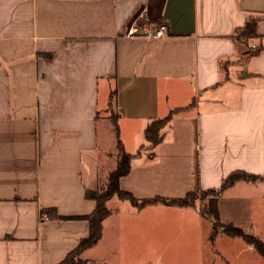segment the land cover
Listing matches in <instances>:
<instances>
[{
  "label": "crops",
  "instance_id": "crops-1",
  "mask_svg": "<svg viewBox=\"0 0 264 264\" xmlns=\"http://www.w3.org/2000/svg\"><path fill=\"white\" fill-rule=\"evenodd\" d=\"M250 1L0 0V264H56L88 234L87 220L45 219L40 210L93 211L83 169L96 179L99 110L109 91L117 124L134 125V140H143L149 119L193 103L119 179L136 198L218 188L237 170L264 174V0L256 9L245 7ZM251 17L255 52L241 53L247 43L233 35ZM160 24L166 36L145 34ZM118 135L126 151L120 126ZM111 199L83 264H119L106 255L115 248L122 264H166L163 253L180 258L170 264H264L224 227L211 240L213 222L196 203L139 208L119 199L111 207ZM217 203L221 222L264 243V179L235 181Z\"/></svg>",
  "mask_w": 264,
  "mask_h": 264
},
{
  "label": "trees",
  "instance_id": "trees-1",
  "mask_svg": "<svg viewBox=\"0 0 264 264\" xmlns=\"http://www.w3.org/2000/svg\"><path fill=\"white\" fill-rule=\"evenodd\" d=\"M258 18L251 17L245 24L239 28H236L235 34L233 37L237 40L245 42V40L252 36L255 33V26ZM110 96H113L114 91L110 92ZM193 106V103L185 107H177L171 109L164 117L151 118L145 125L143 129V143L138 147L134 153H128L124 150L122 143L118 135V116H115L111 119L113 128L116 134V147L118 151V159L116 166L113 170L110 171L108 175L107 184L104 189H86L85 198L91 199L95 202V207L93 211L87 215H73V216H63L59 215L55 208H43L40 210V215L45 219L53 220H63V219H85L88 222V234L81 238L78 244L70 250L66 256L56 264H83L84 260H81L79 256L83 251L93 247L100 240L102 235V222L110 214V209L107 206V201L116 196L118 199H124L129 201L135 207H143L150 203H164L167 205H189L190 199H193L197 196L196 192L189 191L182 197L177 198H166L162 196H155L152 198H136L132 193L123 190L119 185V179L126 175L131 168V161L133 158L141 154V150L152 149L157 146L165 138L166 132L170 131L171 121L179 112L185 111ZM247 180L255 181L258 179H264V174H251L245 171H233L229 173L221 182L218 188H208L201 190L198 193L209 194L214 193L217 196L227 187L231 186L237 180ZM202 216L210 217L213 222L210 238L214 239L215 235L218 232L219 227H224V231L228 235H238L242 236L247 243L251 244L258 252L264 256V243L253 235L244 233L242 229L237 226H234L231 223H223L220 221L219 209L217 199H211L208 202V209L206 211H201Z\"/></svg>",
  "mask_w": 264,
  "mask_h": 264
},
{
  "label": "rangeland",
  "instance_id": "rangeland-1",
  "mask_svg": "<svg viewBox=\"0 0 264 264\" xmlns=\"http://www.w3.org/2000/svg\"><path fill=\"white\" fill-rule=\"evenodd\" d=\"M245 42L247 43L246 45L244 44L240 45L241 53H245V52L254 53L255 48L254 46L250 45L248 38L245 40ZM243 73H245V71H243L242 74ZM99 115H100V119L98 122V134H99V140H101L102 142V147H100L101 149L99 151V161L97 162V171L95 174L96 179L92 180L93 171L92 169H90V166L88 164H85L84 169H83L84 181L88 185V188L90 189H99V188L104 189L105 188L107 184V180H108V175L110 171L115 168L116 162L118 159V151L116 147V143H117L116 134H115L111 119L115 116H118L119 118L120 115L114 105L113 96H110V91H109L108 97H107V94L105 96L104 104L99 110ZM118 126L121 127L123 138L121 136L120 138H122V141L125 143L126 151H130L131 153H134L135 152L134 149L137 147V145L140 142L143 143L144 141L142 140V138L141 139L137 138L136 140H134L135 137L132 136L133 135L132 127H134V125L128 123L127 121L124 122L123 120L120 119L118 121ZM100 156H104V159L102 158L100 160ZM214 198L217 199V195L214 193H209V194L197 193V196L193 199H190L189 201L190 203H196V206H199V210L201 212L203 210L206 211L208 209L209 200L211 199L213 200ZM125 202H127V204L129 203L128 201H125ZM119 205H120V200L116 196H113L110 201V206L119 207ZM225 207L228 208L229 211H232L235 205L226 203ZM194 232L195 233L193 234V239H194V244H195L194 246L196 248H194L195 251L192 254V257L190 260H193L195 262L199 259L200 252L197 249L198 248L197 246L199 244L198 234L196 233V231ZM114 233H115L114 230H110L108 234L109 237H112ZM166 237L170 238L169 235H163L162 240L168 241ZM117 242L118 240L116 238V243H112L114 248L116 247ZM106 255L107 257H109V259L116 260L118 261L119 264H122L121 257L123 256L121 255L120 251L117 250V248H115V251H109ZM79 258L83 260V258H81V255L79 256ZM161 259L166 264L175 263V262L180 261V258L176 257L175 254H173L172 259H170L169 253H163ZM123 260H125V258H123Z\"/></svg>",
  "mask_w": 264,
  "mask_h": 264
},
{
  "label": "built area",
  "instance_id": "built-area-1",
  "mask_svg": "<svg viewBox=\"0 0 264 264\" xmlns=\"http://www.w3.org/2000/svg\"><path fill=\"white\" fill-rule=\"evenodd\" d=\"M127 33L129 35H132L135 33V28H129ZM145 34L148 37H156V38H161L167 35V26L165 24H160L156 26L153 30H147Z\"/></svg>",
  "mask_w": 264,
  "mask_h": 264
},
{
  "label": "water",
  "instance_id": "water-1",
  "mask_svg": "<svg viewBox=\"0 0 264 264\" xmlns=\"http://www.w3.org/2000/svg\"><path fill=\"white\" fill-rule=\"evenodd\" d=\"M259 0H251L249 3L245 5L246 8L256 9V4H258Z\"/></svg>",
  "mask_w": 264,
  "mask_h": 264
}]
</instances>
